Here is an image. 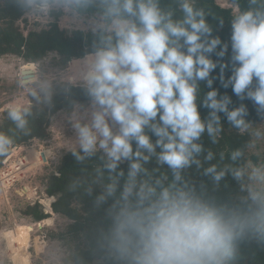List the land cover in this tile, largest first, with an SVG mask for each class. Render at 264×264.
I'll return each mask as SVG.
<instances>
[{
	"label": "clouds",
	"instance_id": "obj_1",
	"mask_svg": "<svg viewBox=\"0 0 264 264\" xmlns=\"http://www.w3.org/2000/svg\"><path fill=\"white\" fill-rule=\"evenodd\" d=\"M16 2L44 16L83 18L94 37L55 87L68 95L79 88L87 98L72 102L74 136L66 143L78 161L100 160L95 245L102 264H233L242 240L264 239V164L205 169L216 182L230 171L245 190L238 200L210 197L184 176L200 165L201 137L216 142L221 113L240 131L252 127L247 106L230 107L231 97L212 87L215 79L252 102L262 122L255 135H264V0H247L243 9L234 4L228 42L213 35L197 0ZM22 77L36 104L50 106L52 80H33L28 69ZM31 108V101L17 100L7 116L25 130ZM12 143L0 133V155ZM241 155L236 150L231 160Z\"/></svg>",
	"mask_w": 264,
	"mask_h": 264
},
{
	"label": "trees",
	"instance_id": "obj_2",
	"mask_svg": "<svg viewBox=\"0 0 264 264\" xmlns=\"http://www.w3.org/2000/svg\"><path fill=\"white\" fill-rule=\"evenodd\" d=\"M227 1L241 9L247 6V0ZM196 7L205 10V18L213 29V35H218L223 42H228L233 9L220 6L215 0H197ZM25 10L18 6L16 0H0V58L13 56L25 62L36 63L53 54L61 61L67 62L73 58L83 57L90 50L94 39L90 31L77 28L67 34L55 20L39 29L26 30V23L24 26L20 24L22 21L26 22L23 16ZM229 55L230 49L226 54V61ZM213 58L215 59V56ZM218 74L219 69L212 73L213 76H218ZM227 75L226 72L225 76ZM212 87L217 88L221 95L227 94L231 97L230 107L244 103L248 109L246 119L251 124L261 121L252 102L239 100L232 93L231 87L223 88L218 79L213 81ZM201 88L203 92L209 90L203 82ZM73 101L86 103L87 98L81 89L71 88L70 95H68L58 88L53 93L50 106L31 102V115L28 117L25 130L16 128L8 118L5 109L0 112V133L12 139L13 143L10 147L25 143L32 138L48 139L51 135L50 128L53 118L59 112L71 109ZM200 111L202 116L207 115V109L201 108ZM220 115L222 131L217 136L216 142L214 143L206 133L201 137L200 143L203 151L197 157L200 165L193 164L185 170L184 176L197 188H203L210 197L221 201L238 200L245 195V190L233 178L230 171L226 172L219 182H216L211 175L205 173V169L211 165H216L217 171L226 166L231 168L247 166L249 161L256 163L257 158L249 154V148L252 145L250 133L247 130L240 131L232 127L224 114ZM236 150H240L242 155L236 161H232L231 154ZM208 152L212 153L211 160L206 159ZM8 153L9 149L6 154L0 155V165ZM99 165L98 155L85 161H78L72 150L67 151L59 159L56 170L47 176L43 183L46 198H54L50 204L51 214H58L70 221L66 233L76 241L71 264H95L96 262L102 264L101 256L95 245V234L102 215L101 210L95 206L96 196L101 191L100 184L94 183L97 179L95 169ZM147 167L149 169L156 167L155 160L150 161ZM121 168L126 171L127 163L121 164ZM169 179H171L170 173ZM20 213L36 222L50 216V212L44 211L40 200L25 204ZM233 264H264V239L242 240Z\"/></svg>",
	"mask_w": 264,
	"mask_h": 264
},
{
	"label": "rangeland",
	"instance_id": "obj_3",
	"mask_svg": "<svg viewBox=\"0 0 264 264\" xmlns=\"http://www.w3.org/2000/svg\"><path fill=\"white\" fill-rule=\"evenodd\" d=\"M215 1L222 7H231L233 9L234 5L227 0ZM25 11L23 16L26 22L22 21L20 24L24 26L26 23V30L39 29L55 20L67 34L77 28L89 31L87 23L83 18H70L61 12H53L50 15L44 16L30 9H26ZM71 60L64 62L53 54H50L36 62V67L34 65L30 67L37 68V80L49 78L55 87L58 82L64 81L69 74ZM26 66H28L27 62L17 57L4 56L0 58V110L17 100H27L36 103L28 94L27 88L29 85H24L21 82L20 70ZM58 88L55 87L54 92ZM4 110L2 109L0 112ZM71 110H63L53 118L50 128V138L45 139L49 141L50 145H54L59 149L56 156L57 162H59L63 154L71 151L66 143L74 136L69 122ZM261 123V121L253 123L251 124L252 127L247 130L252 140L249 154L257 158L256 163L249 161L247 166L264 164V135H261L259 138L255 135V130L261 126ZM57 162L52 164L51 168H43L42 172L39 171V174L37 173L34 180L39 189L43 190V183L47 176L56 170ZM26 202L25 198H20L16 195L14 187L4 191L0 188V264H21L18 258L14 261L13 257L16 253L20 257L28 255L29 264H71V257L76 246V241L66 233L70 221L58 214L49 213L51 223L48 224L47 217L38 224V222L30 217L23 216L20 213V210L27 204ZM11 229L17 230L21 234L27 244L26 249L18 250V245L13 244L9 240L6 233ZM95 264L101 263L96 262Z\"/></svg>",
	"mask_w": 264,
	"mask_h": 264
},
{
	"label": "built area",
	"instance_id": "obj_4",
	"mask_svg": "<svg viewBox=\"0 0 264 264\" xmlns=\"http://www.w3.org/2000/svg\"><path fill=\"white\" fill-rule=\"evenodd\" d=\"M58 152L59 149L50 145L49 141L37 138H32L20 145L11 146L9 153L0 165V188L4 191L14 187L16 195L25 198L26 203H34L37 200L43 202L48 199V203L43 206L44 210H47L48 205L51 211L50 204L54 198H46L44 188L43 190L39 189L34 178L43 168H51V165L58 161L56 160ZM26 188L27 191H24ZM20 191L24 192L21 193Z\"/></svg>",
	"mask_w": 264,
	"mask_h": 264
},
{
	"label": "bare ground",
	"instance_id": "obj_5",
	"mask_svg": "<svg viewBox=\"0 0 264 264\" xmlns=\"http://www.w3.org/2000/svg\"><path fill=\"white\" fill-rule=\"evenodd\" d=\"M79 58H73L72 60H71V66H72V64L76 61V60H78ZM27 68H32V67H30V66H26L24 69H27ZM24 69H22V70H24ZM33 69H35L34 67H33ZM35 78H36V76L35 77H32V79L33 80H35ZM20 96V95H19ZM14 102V101H13ZM12 103V102H11ZM10 104V103H9ZM8 104V105H9ZM24 191H27V188L24 190ZM24 191H20L21 193L22 192H24ZM30 194H32V193H30ZM46 209L47 210H49L50 211V209L48 208V206L46 207ZM50 213H52V211H50ZM47 222H48V224H50L51 223V218L50 217H48L47 218ZM6 235L8 236V238H9V240L14 244H17L18 245V250L19 249H26V247H27V244H26V242H25V240L23 239V237L21 236V234L17 231V230H10V231H8L7 233H6ZM8 243V242H7ZM10 247V246H9ZM37 248V247H36ZM39 248V247H38ZM40 250V249H39ZM15 252H17L16 250H15ZM22 256V255H21ZM14 258V261H16L17 260V258L18 259H20V263L21 264H29V261H28V255H26V256H23V257H20V255L18 254V253H16L15 254V256L13 257Z\"/></svg>",
	"mask_w": 264,
	"mask_h": 264
},
{
	"label": "water",
	"instance_id": "obj_6",
	"mask_svg": "<svg viewBox=\"0 0 264 264\" xmlns=\"http://www.w3.org/2000/svg\"><path fill=\"white\" fill-rule=\"evenodd\" d=\"M27 65L28 66H35L36 67V63L35 62H33V61H29V62H27ZM29 71H30V73H31V77H35L36 76V78H35V80H37V68H35V69H33V68H27ZM22 71L23 70H20V77H21V82H22V80H23V77H22ZM26 75H27V73H26ZM7 106L8 105H6L4 108H2V109H7ZM1 109V110H2ZM0 110V111H1ZM48 203V199H46V200H44L43 202H42V204L43 205H46ZM45 212H48L47 210H44Z\"/></svg>",
	"mask_w": 264,
	"mask_h": 264
}]
</instances>
